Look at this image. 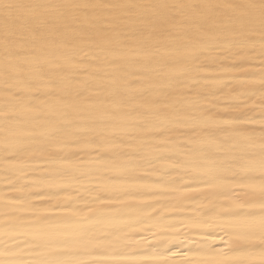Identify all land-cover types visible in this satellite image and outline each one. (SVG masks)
<instances>
[{
	"label": "bare ground",
	"instance_id": "obj_1",
	"mask_svg": "<svg viewBox=\"0 0 264 264\" xmlns=\"http://www.w3.org/2000/svg\"><path fill=\"white\" fill-rule=\"evenodd\" d=\"M0 264H264V0H0Z\"/></svg>",
	"mask_w": 264,
	"mask_h": 264
}]
</instances>
